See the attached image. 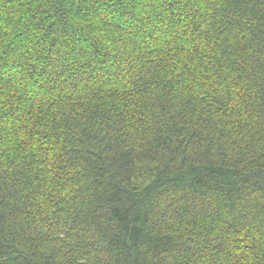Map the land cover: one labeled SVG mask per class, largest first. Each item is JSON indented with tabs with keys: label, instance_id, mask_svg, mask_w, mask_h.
Returning a JSON list of instances; mask_svg holds the SVG:
<instances>
[{
	"label": "trees",
	"instance_id": "trees-1",
	"mask_svg": "<svg viewBox=\"0 0 264 264\" xmlns=\"http://www.w3.org/2000/svg\"><path fill=\"white\" fill-rule=\"evenodd\" d=\"M0 264H264V0H0Z\"/></svg>",
	"mask_w": 264,
	"mask_h": 264
}]
</instances>
